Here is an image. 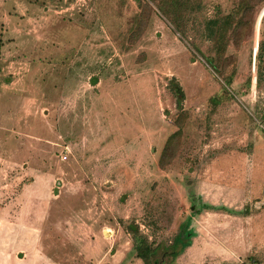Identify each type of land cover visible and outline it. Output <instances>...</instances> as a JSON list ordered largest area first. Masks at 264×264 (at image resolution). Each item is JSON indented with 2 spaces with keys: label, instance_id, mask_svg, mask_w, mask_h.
Instances as JSON below:
<instances>
[{
  "label": "rangeland",
  "instance_id": "obj_1",
  "mask_svg": "<svg viewBox=\"0 0 264 264\" xmlns=\"http://www.w3.org/2000/svg\"><path fill=\"white\" fill-rule=\"evenodd\" d=\"M239 2L190 0L181 32L152 0L0 2V264H144L128 222L153 264H264V1L209 38Z\"/></svg>",
  "mask_w": 264,
  "mask_h": 264
},
{
  "label": "trees",
  "instance_id": "obj_2",
  "mask_svg": "<svg viewBox=\"0 0 264 264\" xmlns=\"http://www.w3.org/2000/svg\"><path fill=\"white\" fill-rule=\"evenodd\" d=\"M155 1L160 10L168 16L175 24L178 31L181 32L180 27V19L184 16V11L187 9L188 2L190 0H152ZM254 1H264V0H240L237 9L233 13H227L223 17H216L209 21L211 27L209 28V38L215 40L218 44L217 54H221L226 46L227 40L231 37L233 39L236 38V34L243 25L244 17L243 15L248 10V6L250 3ZM148 11V10H147ZM239 16L238 19L235 20L234 16ZM145 26V19L140 20L138 24V28L132 33V37L135 39L140 34ZM258 46L256 50V55L259 52ZM208 64L214 69V71H219L217 68V64H214L213 58L205 57ZM181 135L180 129L172 133L162 150L159 164L161 166H165L167 162L173 157L175 150L178 147V140ZM192 204H191V214L196 215L201 213L202 211H221L226 212L233 215H246L247 210H236L229 208L223 204L214 205L209 202L202 201L200 196H193L192 197ZM193 221L191 217H187L186 220L180 225L179 231L176 233L173 239L172 245V254L176 256L180 253L184 248L191 245L192 237L196 235L194 231ZM125 229L128 233L131 234L133 240V247L132 249L135 252V257L139 258L143 261L144 264H153L152 263V256L156 252V246L154 245L153 241H149L148 238L143 235L138 225L133 222H128L125 225Z\"/></svg>",
  "mask_w": 264,
  "mask_h": 264
},
{
  "label": "built area",
  "instance_id": "obj_3",
  "mask_svg": "<svg viewBox=\"0 0 264 264\" xmlns=\"http://www.w3.org/2000/svg\"><path fill=\"white\" fill-rule=\"evenodd\" d=\"M260 127L264 131V118L260 122ZM64 158H66V154L61 155V159H64Z\"/></svg>",
  "mask_w": 264,
  "mask_h": 264
},
{
  "label": "water",
  "instance_id": "obj_4",
  "mask_svg": "<svg viewBox=\"0 0 264 264\" xmlns=\"http://www.w3.org/2000/svg\"><path fill=\"white\" fill-rule=\"evenodd\" d=\"M263 14H264V11H263L262 14L260 15L259 20L261 19V17H262Z\"/></svg>",
  "mask_w": 264,
  "mask_h": 264
},
{
  "label": "crops",
  "instance_id": "obj_5",
  "mask_svg": "<svg viewBox=\"0 0 264 264\" xmlns=\"http://www.w3.org/2000/svg\"><path fill=\"white\" fill-rule=\"evenodd\" d=\"M2 1H4V0H0V2H2Z\"/></svg>",
  "mask_w": 264,
  "mask_h": 264
}]
</instances>
